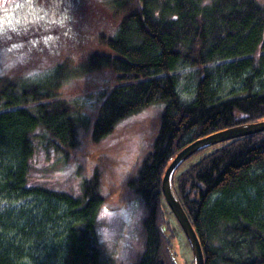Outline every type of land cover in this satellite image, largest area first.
<instances>
[{
	"label": "trees",
	"instance_id": "16d2710c",
	"mask_svg": "<svg viewBox=\"0 0 264 264\" xmlns=\"http://www.w3.org/2000/svg\"><path fill=\"white\" fill-rule=\"evenodd\" d=\"M36 4L34 17L21 14L32 5H17L0 24V51L13 61L0 76V206L35 199L39 209L0 212V264H110L96 231L100 175L75 197L34 184L32 160L43 152L71 164L83 126L97 144L155 103L165 104L160 127L126 181L128 198L144 208V250L134 264H176L162 180L197 140L264 121V0ZM102 69L114 82L95 74ZM179 70L193 84L188 99ZM91 99L100 105L88 116ZM174 177L205 264H264V132L222 143L176 185Z\"/></svg>",
	"mask_w": 264,
	"mask_h": 264
},
{
	"label": "rangeland",
	"instance_id": "374dc122",
	"mask_svg": "<svg viewBox=\"0 0 264 264\" xmlns=\"http://www.w3.org/2000/svg\"><path fill=\"white\" fill-rule=\"evenodd\" d=\"M35 1L22 0L19 7L23 4L32 6L24 7L25 11L22 10L21 14H30V18L34 17L37 6ZM2 20L3 15L0 17V24L3 23ZM10 57L6 52L0 51V76L6 73L13 63ZM83 62L75 61L72 65ZM102 73L104 80H109L107 77L111 74L106 69L95 74ZM178 73L181 76L179 91L183 99H188L193 90L192 81L187 78L188 71L179 70ZM111 77V81L115 80L114 75ZM112 83L110 82V86ZM223 84L227 88L234 87V82L230 80H224ZM65 90L68 91L67 93L75 92V88L73 90L65 88ZM99 105L100 101L91 99L86 110L88 116L93 115ZM164 107V103H155L121 120L114 132L97 144L89 141L90 138L83 132L86 130L83 126L81 136L79 135L81 144L79 150L73 153L74 161L71 164H56L55 158H47L43 152L35 154L32 160L34 167L31 181L34 184L67 192L75 197L82 193L84 180L90 179L94 172L100 175V193L105 200L97 212L96 231L102 254L110 260V264H134L144 250V208L140 202L128 198L126 181L130 173L137 169L143 155L153 143L160 127ZM221 146L222 143L204 148L184 161L174 172L175 185L181 173L216 152ZM37 202L35 199H30L2 203L0 212L6 213L8 210L23 208L37 214L39 211ZM162 210L174 235L173 252L176 264H194L189 242L164 198Z\"/></svg>",
	"mask_w": 264,
	"mask_h": 264
},
{
	"label": "water",
	"instance_id": "95a60500",
	"mask_svg": "<svg viewBox=\"0 0 264 264\" xmlns=\"http://www.w3.org/2000/svg\"><path fill=\"white\" fill-rule=\"evenodd\" d=\"M263 132L264 121L222 130L208 137L197 140L183 149L175 156L167 167L162 180V193L169 209L176 218L189 242L194 257V264H205L204 253L199 237L173 190L171 180L174 172L184 161L204 148Z\"/></svg>",
	"mask_w": 264,
	"mask_h": 264
},
{
	"label": "flooded vegetation",
	"instance_id": "af4514ba",
	"mask_svg": "<svg viewBox=\"0 0 264 264\" xmlns=\"http://www.w3.org/2000/svg\"><path fill=\"white\" fill-rule=\"evenodd\" d=\"M21 2L22 0H0V17L5 16L7 13H13Z\"/></svg>",
	"mask_w": 264,
	"mask_h": 264
}]
</instances>
